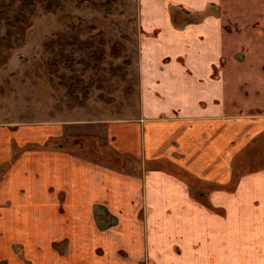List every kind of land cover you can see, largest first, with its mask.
I'll return each instance as SVG.
<instances>
[{
	"label": "crops",
	"instance_id": "obj_1",
	"mask_svg": "<svg viewBox=\"0 0 264 264\" xmlns=\"http://www.w3.org/2000/svg\"><path fill=\"white\" fill-rule=\"evenodd\" d=\"M136 1L135 112L0 121L2 264H264V0Z\"/></svg>",
	"mask_w": 264,
	"mask_h": 264
},
{
	"label": "rangeland",
	"instance_id": "obj_2",
	"mask_svg": "<svg viewBox=\"0 0 264 264\" xmlns=\"http://www.w3.org/2000/svg\"><path fill=\"white\" fill-rule=\"evenodd\" d=\"M13 1L11 6V0H0L1 122L13 129L53 120L75 123L107 116L123 103L136 111V0H27L35 11L22 12L27 19L21 23L14 18L24 0ZM259 62L236 69L235 98L245 101V92L254 89L249 101L264 110ZM250 77L255 88L244 81Z\"/></svg>",
	"mask_w": 264,
	"mask_h": 264
},
{
	"label": "trees",
	"instance_id": "obj_3",
	"mask_svg": "<svg viewBox=\"0 0 264 264\" xmlns=\"http://www.w3.org/2000/svg\"><path fill=\"white\" fill-rule=\"evenodd\" d=\"M9 4L11 6H14V1L11 0V2ZM21 4H22L21 11L19 13H15V18H14V19H17L18 23H21V22L24 21V19H27V17H26L27 15H25L22 12H27L30 15V14H33L34 11H35L34 2L24 0V1H22ZM12 10H13V8H12ZM188 19H189V17L187 15H184V16L180 17L179 19L177 18L176 20H180L181 22H184V21H186ZM11 26H12L11 23L8 24L7 27L9 28V30H11V28H10Z\"/></svg>",
	"mask_w": 264,
	"mask_h": 264
},
{
	"label": "built area",
	"instance_id": "obj_4",
	"mask_svg": "<svg viewBox=\"0 0 264 264\" xmlns=\"http://www.w3.org/2000/svg\"><path fill=\"white\" fill-rule=\"evenodd\" d=\"M0 264H2V263L0 262Z\"/></svg>",
	"mask_w": 264,
	"mask_h": 264
}]
</instances>
